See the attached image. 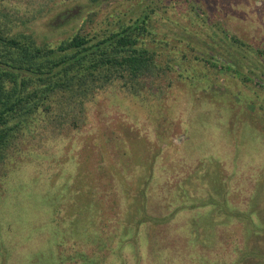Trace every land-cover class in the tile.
<instances>
[{
    "label": "rangeland",
    "instance_id": "obj_1",
    "mask_svg": "<svg viewBox=\"0 0 264 264\" xmlns=\"http://www.w3.org/2000/svg\"><path fill=\"white\" fill-rule=\"evenodd\" d=\"M150 1L166 90L100 91L77 130L26 143L0 181V264H264V0H58L21 29L56 41Z\"/></svg>",
    "mask_w": 264,
    "mask_h": 264
},
{
    "label": "trees",
    "instance_id": "obj_2",
    "mask_svg": "<svg viewBox=\"0 0 264 264\" xmlns=\"http://www.w3.org/2000/svg\"><path fill=\"white\" fill-rule=\"evenodd\" d=\"M5 1L0 0V181L28 141L77 130L87 102L98 92L120 88L143 99L146 91L166 90L164 78L173 68L161 61L162 45L168 44L158 41L152 27L156 1L139 10L113 12L107 15V25L90 32L78 29L56 41L38 38L21 27L28 26L50 2L51 10L58 0H36L32 8L28 4L8 7ZM70 1L80 8L85 0ZM105 1L86 3L97 7ZM72 8L50 26L56 29L77 14ZM14 14L21 24L14 25ZM231 42L240 49L249 47L233 36ZM75 252L86 260L81 250Z\"/></svg>",
    "mask_w": 264,
    "mask_h": 264
}]
</instances>
